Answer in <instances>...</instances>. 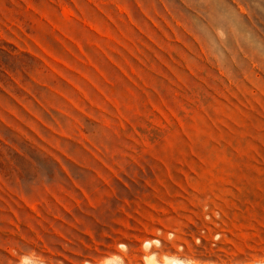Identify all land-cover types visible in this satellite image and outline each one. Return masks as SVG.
Instances as JSON below:
<instances>
[{
	"label": "rangeland",
	"instance_id": "rangeland-1",
	"mask_svg": "<svg viewBox=\"0 0 264 264\" xmlns=\"http://www.w3.org/2000/svg\"><path fill=\"white\" fill-rule=\"evenodd\" d=\"M170 260L264 264V0H0V264Z\"/></svg>",
	"mask_w": 264,
	"mask_h": 264
},
{
	"label": "bare ground",
	"instance_id": "bare-ground-1",
	"mask_svg": "<svg viewBox=\"0 0 264 264\" xmlns=\"http://www.w3.org/2000/svg\"><path fill=\"white\" fill-rule=\"evenodd\" d=\"M180 261V260H179ZM150 262V261H149ZM183 262V261H182ZM181 263V262H180ZM178 261L170 260L169 262H162L160 264H180Z\"/></svg>",
	"mask_w": 264,
	"mask_h": 264
}]
</instances>
